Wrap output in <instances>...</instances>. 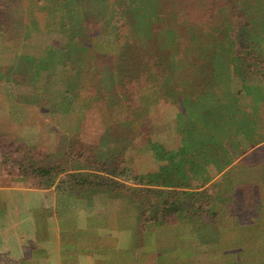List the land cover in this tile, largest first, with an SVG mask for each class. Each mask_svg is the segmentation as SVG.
<instances>
[{"label":"trees","instance_id":"trees-1","mask_svg":"<svg viewBox=\"0 0 264 264\" xmlns=\"http://www.w3.org/2000/svg\"><path fill=\"white\" fill-rule=\"evenodd\" d=\"M206 4L208 0H0V47L52 40L40 55L19 51L0 58V88L9 85L0 90V200H13L5 209L0 203V264H20L31 253L50 210L55 215L46 218L48 227L64 230L55 209L62 195L73 198L75 207L85 202V210H76L67 224L63 220V225L72 224L75 235L91 222L88 213L101 209L105 218L114 217L116 200L126 202V210L134 208L137 264H232L226 257L234 252L212 248L227 241L217 229L216 215L204 217L206 212L190 203L191 195L167 187L205 181L191 167L182 174L185 164L195 156L202 159L205 151H222L227 131L245 129L237 128L241 121L222 101L227 99L219 91L216 69L184 78L178 64L169 62L187 38L202 40L203 32L213 36V27L220 24L230 37L224 34L222 41L256 43L254 54L241 53L232 61L236 76L231 83L239 79L241 86L230 84L228 94L240 98L245 86L257 95L264 86V23L256 27L264 20V0H220L216 12ZM161 24L166 27L158 28ZM109 36L110 45L98 47ZM49 53L56 60L52 66L66 68V74L52 70L49 79L27 62ZM151 61L158 65L155 79L148 75V70L153 73ZM162 61L168 64L171 84ZM150 85L158 87V102L151 110H134L136 89ZM82 102L90 106L82 108ZM255 102H244L248 117L251 111L261 115ZM251 106L255 108L249 111ZM163 107L174 109V137L163 135ZM228 125L235 128L228 130ZM16 181L22 185L11 189L9 183ZM104 199L111 208L96 202ZM188 227L205 245L200 253L177 248L143 252L153 242L154 229ZM236 259L240 264L241 258Z\"/></svg>","mask_w":264,"mask_h":264},{"label":"crops","instance_id":"crops-1","mask_svg":"<svg viewBox=\"0 0 264 264\" xmlns=\"http://www.w3.org/2000/svg\"><path fill=\"white\" fill-rule=\"evenodd\" d=\"M257 116L260 118L261 115L258 113ZM253 140L252 136L243 135L237 140L238 149H235L234 138H231L227 140L230 143H226L222 151L212 149L210 152L212 155L208 156V160L203 157L187 162L186 167H191L195 172H199L200 176L202 174V177H205V181L201 180L202 183L182 184L176 188L167 187L170 190L177 189L179 192L191 195L190 203L194 205L199 203L198 198L201 194L208 193L212 199L210 201L212 205L217 208L225 206L231 213V215H224L216 219L219 222L220 235L226 237L227 241L212 246L213 249L225 246L224 249L229 252H238V250L245 252L248 251L246 249L248 246H263L260 244L263 243L264 239V152H258V157H256L258 159H251L248 156L264 147V136L252 147L244 146L245 142ZM226 176L228 177L225 178ZM223 178L225 180L222 181ZM17 188L19 187H11L15 190ZM250 189L254 194L252 198L254 208L249 207L248 209L245 206L246 210L243 211L242 207L245 205V198L250 194ZM72 199L67 195L59 196L56 199L57 221L61 219L60 221L64 223L63 220H66L67 224V221H71L73 218L76 210L86 209L85 202L79 201L75 207ZM11 201L13 202L11 198L4 200V202L0 200L3 205L2 208L5 209ZM96 202L105 203L108 208H111L109 200L104 199ZM125 203L121 200L114 202L115 207L112 208L115 213L114 217L109 214L108 218H105V211L101 209H97L98 211L93 214L88 213L86 218L87 220L90 219L91 222L83 226L79 235H77L78 232L75 235L70 230L72 224L67 226L64 224L65 227L63 223H60L64 232L59 228V225L49 228L46 218L55 215V210H50L41 220V226L38 227L34 249L26 258L21 260L20 264H137L135 257H138L139 252L135 247L136 212L134 208L133 210L132 208L126 210ZM2 208H0V214ZM210 211L215 213L216 210L212 207ZM127 213L129 216L126 215ZM221 221L222 223H220ZM244 221L251 223L249 226L244 225L242 224ZM239 225L241 227H238ZM254 228L261 229L262 232L255 234L247 231V229ZM151 234L154 236L153 242L143 252L151 251L150 254H154L153 251L155 250L159 252L177 248L178 250L187 249L194 255L205 248V245H201L194 239L195 233L191 227L182 230L154 229ZM96 236L97 238L98 236L101 237V240L98 239L99 243ZM106 237H111L110 241L106 242ZM236 237L240 238L239 242L233 241ZM229 240L231 242H228Z\"/></svg>","mask_w":264,"mask_h":264},{"label":"rangeland","instance_id":"rangeland-1","mask_svg":"<svg viewBox=\"0 0 264 264\" xmlns=\"http://www.w3.org/2000/svg\"><path fill=\"white\" fill-rule=\"evenodd\" d=\"M206 5L208 6L207 9L209 11L216 12L220 7V0H208V4H206ZM261 8L262 7L259 5L257 8L258 13L261 11ZM262 14L264 17V7L262 9ZM255 22H258V21H255ZM262 22L264 23V20L259 21L256 24V27L259 28L261 26L259 23H262ZM164 27H166L165 24H161L158 28H164ZM213 28L215 29V30L213 29V31L211 32V33H213V36H207V34L205 32H203L204 35H203L202 40L201 39L199 40L198 38L195 40V39H193L194 37H192L191 39L187 38L183 42L181 49L177 50V54H171L170 55L171 60L169 59L170 60L169 64H171V62L178 64L177 65L178 72H180V70H181V74H184L183 75L184 78H186L188 76H191V77L195 76L196 74H198L200 72V69H204V71L207 74L209 71L210 72L212 71V73L215 71H218L216 73L217 78L219 76L221 78V83H220V89L221 90H219V91L221 93L223 92V94L221 96H225V99H227V100H222V99H220V100L226 101L227 103L225 105L228 106V108L230 109L231 112H233L237 115L236 119L241 121V122H239L240 124L239 123L237 124V128L241 127V129L242 128L245 129V131L240 130L239 132L235 133L234 130H231V129L235 128V125H228L229 126L228 130H231V131H227V134L229 136L225 139L223 144H226V143L229 144L230 141H227V140H230L231 138H234L233 143L236 144L237 140L240 137H242L243 135H247V136H252L254 138V140L249 141V142H245L244 146L248 145V147H252L253 144L257 143V141H259V139H261L264 136V104H263L264 103L263 102L264 101L263 100V98H264V86H263V88L258 89L257 95L253 94L252 89L250 90V88L244 86L243 87V93L241 94L240 98H238V96L237 97L230 96L228 94V88H229V85L232 84L231 82L234 81L232 78L236 76L235 70H234L235 67L233 65L234 62H232V61L235 59L241 58V55H240L241 53L249 52L250 54H254L256 51L253 50V47H255L254 45L256 43L252 44L250 42L251 45H250V43H247V41L246 42L242 41V43H240L238 41V39L233 40L232 44L228 42V41H230L229 39H224V41H222L224 34L226 37H229L228 33L226 31H224L225 27H222L219 24V25H217V27H213ZM161 31H159V32H161ZM203 31H205V30L203 29ZM243 33L245 34V30H239L238 31V34H243ZM230 34L234 35L235 31L230 32ZM187 37H189V36H187ZM261 37L264 39V32L261 35ZM52 39H54V37H52ZM103 39L104 40H101L100 44L98 45V47H100V48H102L103 46L105 47V46L110 45L107 41H113L112 37H110V36H109V38L104 37ZM51 41H52L51 38H49L48 40H36L35 39V40L30 41V42L23 43L17 47H10V44H6L3 47H0V58H4V57L9 58V57L13 56L14 53L19 52V51H26V52L34 54V55H40L45 50L46 45H48ZM222 42H224V44ZM252 45H253V47H252ZM98 47H97V49L100 50ZM262 52L264 53V47H263ZM151 53L154 54L155 52L152 51ZM256 54L262 55V54H260V52H258ZM50 55H51V53H49L47 55L49 57L46 56L44 58H37V57L36 58H29V59H27V62H28V64L32 65L33 67H36L37 71L41 72V74H45V75L48 74L49 79L51 78V74H52L51 71L52 70L57 71V73L59 70L61 75L66 74V72H67V71H65L66 68H60V69L56 70L54 68L55 66L54 67L52 66L53 64L56 63V60H55L54 56H52V55L50 56ZM162 62H163V68L165 69L163 71V75L164 76L168 75V78H166V81L168 84H171L172 79L170 78V74H169L170 72L168 71V64L165 61H162ZM151 63H152V66L149 69H153V73H151L149 70H148L149 73L148 72L147 73H148V75L149 74L153 75L154 79H155L157 77V75H159L158 71H156L158 65L156 64L155 61H154V63H153V61H151ZM60 64H61L60 66L65 67L64 65H62L63 63H60ZM180 80L182 81V77ZM236 80H237L236 83L232 84L233 89H237L236 88L237 86H241V81L239 79H236ZM56 81H57V78H56ZM8 86L1 87L0 90L4 91L6 88H8ZM136 91L138 93L137 98L135 97L136 101L132 100V102H133L132 104L134 105V108H135L134 110H137V108L135 106L141 107L140 108L141 111L151 110V108H153L155 106V104L158 102L159 97H160L157 85H152V86L150 85L148 87H142V88L139 87L136 89ZM249 91H251L252 93L250 94ZM246 101H249L252 105H254L252 102L256 101L255 104H258V106L256 105V108L261 107L259 110L261 115H262L261 119L257 117V114H256L257 111H255V112L251 111L255 108L254 106H251V108H249V111H251V113H253V114L249 115V117L247 115L248 113H244V111L242 110L243 106L245 108L248 107L246 104L244 105V102H246ZM230 103H232V104H230ZM241 103H243V104L240 105ZM80 105L82 108L90 106V104L89 103L86 104V102H82V104H80ZM239 109H240V111H238ZM162 110L165 112L166 115L164 117H166V119H167L166 120V127L164 129L165 133L163 135L174 137V134L178 133V132L173 130V126H171L172 121H170V118L175 113L174 109L171 107H167V108L163 107ZM171 110H173V111H171ZM126 111H128V114H129V112H131V114H132L131 108H129V110H126ZM183 112L185 113V109H183ZM113 114H115V113H113ZM77 115H79V114H77ZM179 117H180V115H179ZM181 118L185 119V116L181 115ZM247 118L249 120V123H248ZM77 120H79V118L77 119V117H76V120H74V122H77ZM238 120H236V121H238ZM138 121L139 120H137L136 122H138ZM243 124H245V125H243ZM200 129H203L202 125H200L199 130ZM162 136H161V138H162ZM244 146H243V149H244ZM259 151H261V153H263L264 147H261V149L254 151V153H252L248 157L249 158L251 157V159H254V158L258 159L256 157H258L257 154ZM210 152L211 151L208 150V151H205V153L203 154V157H205L206 160H208L207 156L212 155ZM192 155H194V153ZM199 159H200V157H193V160H199ZM182 170H183L182 174H184V172L188 169H187V167H183ZM181 176H184V175H181ZM228 176H231V175H228ZM228 176H226L225 178H227ZM223 180H225V179L223 178L222 181ZM1 182H3V181H1ZM16 182L18 183V181H16ZM198 182H200V180ZM11 185L15 186V187H19L22 184H11ZM251 188H252V186H251ZM249 191H250V194L245 198V201H244L245 205L242 207L243 211L246 210V207L248 209H249V207L254 208L253 199H252L254 194L252 193L251 189ZM198 200H199V203L196 204L194 207L199 206L201 208V211L206 212V213H204V217H207L209 215V217L211 218L212 215H216L215 218L217 219V218H220L221 216H224V215H226V216L231 215V213L227 210V208L225 206H221V207L217 208L216 206L212 205V203H210V201H212V199L209 197L208 193L207 194H205V193L201 194L200 198H198ZM212 207L215 208V210H216L215 213L210 211V209ZM247 213L249 214L250 212H247ZM208 223L209 222H206L205 224H208ZM220 223H222V221ZM249 223H251V222H246V223H245V221L242 222V224H244V225L246 224L248 226L250 225ZM238 227H241V226L239 225ZM217 229H219V228H217ZM247 231L254 232L255 234L262 232L261 229H256V228L247 229ZM260 245H263V246L262 247H260L259 245L248 246L246 248L248 251H245V252L243 251V252H241V254L238 252H234V253H231V255L227 256L226 258L228 261L232 262V264H238L236 262L237 256H239L241 258L240 264H262L260 262H262V259L264 257V239H263V243ZM252 258H256V259L258 258V260L254 261Z\"/></svg>","mask_w":264,"mask_h":264}]
</instances>
